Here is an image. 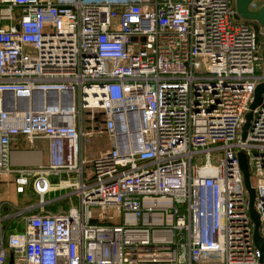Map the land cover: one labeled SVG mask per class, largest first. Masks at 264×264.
<instances>
[{
    "label": "built area",
    "instance_id": "obj_1",
    "mask_svg": "<svg viewBox=\"0 0 264 264\" xmlns=\"http://www.w3.org/2000/svg\"><path fill=\"white\" fill-rule=\"evenodd\" d=\"M2 20L0 176L14 171L16 191L31 183L40 203L54 189L77 204L8 234L3 217L20 213L1 216L0 264H264L238 159L264 243V92L242 136L264 38L234 0H0ZM4 92L29 107L4 109ZM97 135L109 146L87 156ZM19 136L46 140V163L12 167Z\"/></svg>",
    "mask_w": 264,
    "mask_h": 264
},
{
    "label": "crops",
    "instance_id": "obj_2",
    "mask_svg": "<svg viewBox=\"0 0 264 264\" xmlns=\"http://www.w3.org/2000/svg\"><path fill=\"white\" fill-rule=\"evenodd\" d=\"M0 23L1 25H5L8 23V21L2 20ZM86 145L84 146V151L87 156L97 155L106 148H99L90 154L89 152H86L89 151V147L86 148ZM11 148L13 150L10 155L12 167L36 165L39 161L43 163H46L47 161V143L44 139H36L30 142L25 137L19 136L17 139L11 142ZM35 156L36 158H34ZM31 158H33V161L35 159V161L32 162V160H30ZM14 179V171L7 172L6 174L0 176L2 184L8 188V194L6 195V198L0 200V207L2 208L0 210L8 214L14 213L15 210L20 213L15 220H12V218L9 221L10 224L7 221L8 223L6 226L10 229L7 230L8 233L22 229L24 219L30 214L58 213L66 211L70 207L74 206H69L67 203V199L72 196L67 194V190L53 189L44 196L43 204L40 203V197L33 190L31 183H28L26 186H24L22 192H17L15 189ZM50 180L52 183H56L58 178L52 176L50 177Z\"/></svg>",
    "mask_w": 264,
    "mask_h": 264
},
{
    "label": "water",
    "instance_id": "obj_3",
    "mask_svg": "<svg viewBox=\"0 0 264 264\" xmlns=\"http://www.w3.org/2000/svg\"><path fill=\"white\" fill-rule=\"evenodd\" d=\"M252 0H234V6L236 9V12L238 14V16L242 19L245 20H250V21H254L256 22L263 31V38H264V4H262L260 7L256 8V9H252L250 7V3ZM16 27H18L16 25ZM262 59H263V65H264V45L262 48ZM264 92V83L258 84L254 90V94H253V100L250 103V110L247 112V114L245 115V122L242 126V136L244 137L247 131V128L250 125V120L252 118V110L261 102L262 99V93ZM58 94L56 92H49L46 95V101L47 103H53L56 99H57ZM1 101H2V107L4 109H10L14 106H16L17 109H27L29 107V98L27 96H22L20 94H18L17 96H14V94L12 92H4L1 94ZM32 103H33V107L35 105H39L42 106L43 102H44V96L42 93H34L31 99ZM72 103V93L69 92V101L66 104V106H70ZM115 128L117 130V132L120 133L121 137L125 136V132H124V123L121 122V117L119 116V114L123 113V110H115ZM141 120L142 123H144V114L143 112H141ZM139 122L136 121L134 123H132L131 128L133 130V134L136 138H139L138 143H140L141 141V135H140V131H139ZM120 137V140H122V138ZM140 146V145H139ZM120 149H127V147H123L120 144ZM238 159H239V165H240V169L243 173V178H244V185L245 188L248 191V195H249V215L252 219V221L254 222V229H253V240L255 245L259 248L260 252H261V256H260V262H264V243L262 241V239L259 236L258 233V225H259V219H258V214L256 213V211L253 208V200H254V196H255V191L254 188L250 185V178H249V171H248V165H247V158L245 156V154L243 152H239L238 153ZM9 263H12V259L10 257Z\"/></svg>",
    "mask_w": 264,
    "mask_h": 264
},
{
    "label": "rangeland",
    "instance_id": "obj_4",
    "mask_svg": "<svg viewBox=\"0 0 264 264\" xmlns=\"http://www.w3.org/2000/svg\"><path fill=\"white\" fill-rule=\"evenodd\" d=\"M253 1H254V0H253ZM255 1L258 2L259 0H255ZM263 1H264V0H263ZM256 24H257V23H256ZM257 26L259 27L258 24H257ZM261 38H262V37H261ZM263 41H264V39H263ZM124 119H125V117L122 116V117H121V122H123ZM101 122H102V119H101V117H99L98 121L96 122V124L98 125L99 128L101 127V126H100ZM108 146H109V142H108L106 136H105V135H102V136L97 135V136H94V138H92L91 141L86 145V148L89 147V151H86V152H89L90 154H92V152H94L95 150H97V149H99V148H105V147H108ZM251 183H252L253 185L255 184V179H254V177H251ZM7 194H8V188H6V187L2 184V180H0V200L6 198V195H7ZM13 198H14V197H13ZM13 198H12V199H13ZM9 199L11 200L10 197H9ZM67 203H68L69 206H71V205H76V204H77V199H76L75 197L71 196V197H69V198L67 199ZM2 205H3V204H2ZM0 209H2V208L0 207ZM15 211H16V210H15ZM15 211H14V212H15ZM4 214H6V213H4V212H2V211L0 210V218H1V216L3 217ZM14 216H15V217H14L12 220H15V219H16L17 214H15ZM7 217H8V216L3 217V219H2V223H1V233H2V234H6V233H8L7 230H10L6 225H7V223H8L11 219H10V218H7ZM4 219H5V220H4ZM7 221H8V222H7ZM9 224H10V222H9Z\"/></svg>",
    "mask_w": 264,
    "mask_h": 264
},
{
    "label": "bare ground",
    "instance_id": "obj_5",
    "mask_svg": "<svg viewBox=\"0 0 264 264\" xmlns=\"http://www.w3.org/2000/svg\"><path fill=\"white\" fill-rule=\"evenodd\" d=\"M51 104H53V103H51ZM50 105V104H49ZM126 117H127V120H128V129H129V131L132 129L131 128V124H130V121H129V118H132V116H129L128 114H126ZM140 117H141V115H140ZM140 125H142V120H141V124ZM132 134L131 133H129V138H130V140L132 139V136H131ZM121 138H123V137H121ZM136 141H135V143H134V145H132V149H134V150H136V149H138L139 148V145H140V143H138V141H139V138H136L135 139ZM34 158H36V156L34 157ZM39 158V157H38ZM37 158V160L39 161V159ZM33 158H31L30 160H32ZM34 161H35V159H34ZM33 160H32V162H34ZM31 162V161H30ZM36 163V162H35Z\"/></svg>",
    "mask_w": 264,
    "mask_h": 264
},
{
    "label": "trees",
    "instance_id": "obj_6",
    "mask_svg": "<svg viewBox=\"0 0 264 264\" xmlns=\"http://www.w3.org/2000/svg\"><path fill=\"white\" fill-rule=\"evenodd\" d=\"M262 4H264V1H263V0H259V1L257 2V8L260 7ZM17 11H18V10L16 9L15 12H17ZM0 25H1V23H0Z\"/></svg>",
    "mask_w": 264,
    "mask_h": 264
}]
</instances>
